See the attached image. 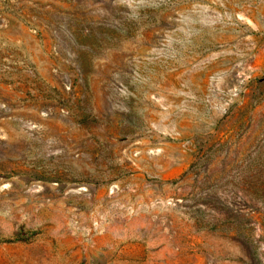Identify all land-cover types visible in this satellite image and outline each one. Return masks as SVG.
I'll use <instances>...</instances> for the list:
<instances>
[{
    "label": "rangeland",
    "instance_id": "1",
    "mask_svg": "<svg viewBox=\"0 0 264 264\" xmlns=\"http://www.w3.org/2000/svg\"><path fill=\"white\" fill-rule=\"evenodd\" d=\"M0 264H264V0H0Z\"/></svg>",
    "mask_w": 264,
    "mask_h": 264
}]
</instances>
